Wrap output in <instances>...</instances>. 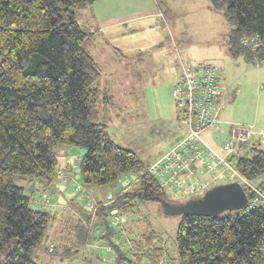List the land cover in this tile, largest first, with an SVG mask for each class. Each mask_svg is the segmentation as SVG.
Segmentation results:
<instances>
[{"label": "trees", "instance_id": "16d2710c", "mask_svg": "<svg viewBox=\"0 0 264 264\" xmlns=\"http://www.w3.org/2000/svg\"><path fill=\"white\" fill-rule=\"evenodd\" d=\"M95 1L0 0V251L15 240L0 264H36L32 251L56 216L44 208L32 211L31 195L24 194L31 183L33 192L36 185L58 192L53 187L61 177L56 174L58 152L69 147L86 151L76 167L84 188L107 186L114 191L88 217L79 215L76 229L82 230V238L90 242L101 232L100 239L113 247L116 264H160L165 255L147 221L136 237L126 232L132 238L128 248L132 259L123 245L110 242L115 237L117 243L125 240L109 218L118 221L129 213L136 223L141 220L140 201L159 203L167 197L147 172L150 165L117 145L105 123L98 122L101 94L94 84L102 71L84 47L91 33L77 21ZM208 2L229 26L230 52L243 53L248 61L253 57L264 61V50L250 51L238 43L253 36L264 40V0ZM249 146L230 162L241 178L264 191V181L259 182L264 177V143ZM71 173L75 178L77 174ZM131 175L136 180L115 193L119 180ZM244 191L249 197L247 188ZM175 248L173 264H264V210L244 208L213 217L183 214ZM73 254L67 252L68 257Z\"/></svg>", "mask_w": 264, "mask_h": 264}, {"label": "rangeland", "instance_id": "374dc122", "mask_svg": "<svg viewBox=\"0 0 264 264\" xmlns=\"http://www.w3.org/2000/svg\"><path fill=\"white\" fill-rule=\"evenodd\" d=\"M155 1L159 16L149 19L150 25L153 22L152 27L143 28V33L136 36L142 37L141 44L144 47L137 54L129 52L124 58L115 54L114 59L98 60L94 56L95 51L84 46L101 63L102 74L94 84L101 94L97 105L98 122L105 123L109 136L117 145L135 153L145 165H151L175 146L186 132L181 120L176 117L171 97L175 77L184 67L210 64L218 69L221 88L219 100L223 109L219 130H211V135L203 133V140L217 155L223 157L221 145L226 141L229 126L235 123L252 126L254 137L249 147L252 142L256 145L260 142L258 132H264V61L256 57L248 61L243 53L230 52L229 26L221 12L211 10L208 0ZM79 151L69 147L58 152L57 177L61 172L66 173L55 179L56 185L65 186L67 194H74V199L83 202L89 200L94 207L99 202L106 204L109 194L114 193L111 187H97L89 192L92 189L84 188L79 180L72 177L67 167L68 160L73 157L77 165L81 158ZM223 176L222 179L207 176L199 178L195 196H202L207 188L221 180L226 181L227 175ZM261 181H264V177ZM20 185L27 188V182ZM36 188L37 191L26 193L31 195V205L44 208L56 216V220L51 221L46 229L42 241L32 251V259L36 264H91V261L93 264H116L115 254L107 250L106 241L96 240L94 243L99 258L90 253L87 247H91V241L87 239L89 243L86 245L82 230L76 229L79 215L82 214L79 206L72 201L66 204L61 202L60 205V192L53 189L43 191L39 185ZM165 191L169 202L183 203L186 200L177 198L169 189L165 188ZM139 203L141 220L132 223L131 215L123 213L121 223L118 220L112 225L117 233L120 232L121 240L126 241L120 240L126 256L131 258L128 248L132 246V238L126 232L130 231L136 237L143 231L144 222L147 221L165 253L160 264H173L176 258L175 237L181 215H165L156 201ZM93 222L96 220L93 219ZM122 227L125 228L120 230ZM100 236L101 233L93 234L96 239H100ZM115 238L110 241L112 246L117 244ZM14 244L15 240L12 239L9 246L0 251L1 262H4ZM69 251H74L71 257L67 255Z\"/></svg>", "mask_w": 264, "mask_h": 264}, {"label": "built area", "instance_id": "2783aa9c", "mask_svg": "<svg viewBox=\"0 0 264 264\" xmlns=\"http://www.w3.org/2000/svg\"><path fill=\"white\" fill-rule=\"evenodd\" d=\"M238 43L250 51L264 50V40L258 36L240 38ZM220 90L218 69L213 65L197 64L182 69L174 83L171 97L177 118L186 132L175 146L147 168V172L157 179L161 188L169 189L181 199L198 193L195 186L199 178L207 176L222 179L226 174V181L221 180L218 184L239 183L249 193L245 209L264 210V191L241 178L230 162L232 157L242 156L248 149L254 137L252 126L235 123L229 126L226 141L221 145L223 157L217 155L202 138L204 132L218 130L221 124L223 108L219 100ZM257 138L264 142V132H258ZM109 222L113 225L117 221L111 218ZM107 250L112 249L108 247Z\"/></svg>", "mask_w": 264, "mask_h": 264}, {"label": "crops", "instance_id": "0c3cea01", "mask_svg": "<svg viewBox=\"0 0 264 264\" xmlns=\"http://www.w3.org/2000/svg\"><path fill=\"white\" fill-rule=\"evenodd\" d=\"M158 12L159 9L155 0H96L77 16V21L91 33L87 47L90 51H95L96 59H114L115 54L117 56L121 54L120 57L124 58L126 54H130L129 52L137 54L143 50L142 37L136 36L143 33V28L152 27L153 22L150 25L149 19L159 16ZM97 64L101 68L99 61ZM178 76L175 77V81ZM204 133L211 135V132ZM71 159L73 157L69 158V167H67L71 170L70 172H75L77 165L72 163ZM60 197L58 198L59 203L62 202ZM114 233L116 234V231ZM88 243L86 241L85 244L88 245ZM91 243V247L88 245L90 253L98 255L99 258L100 255L95 251L94 243L96 241L92 240ZM91 264H93L92 261Z\"/></svg>", "mask_w": 264, "mask_h": 264}, {"label": "water", "instance_id": "95a60500", "mask_svg": "<svg viewBox=\"0 0 264 264\" xmlns=\"http://www.w3.org/2000/svg\"><path fill=\"white\" fill-rule=\"evenodd\" d=\"M80 155L83 156L86 151L80 150ZM76 179H79V169L75 170ZM136 180V177L131 175L129 178L119 180V186L116 188L115 193H120L122 188H126L130 181ZM62 194L60 199L63 204L67 202H73V204L83 207L86 213L91 210L89 206H83L81 199L75 200L74 194H67L65 186L55 185L53 186ZM34 183H31L28 188L29 191H33ZM93 192V190H89ZM25 198H29L28 194H24ZM112 198V194H109L107 200ZM247 195L242 186L237 182H230L226 184H219L206 190L202 196L193 197L183 203H172L163 199L159 200L162 211L165 215H183V214H195L197 216L213 217L221 215L225 212L241 211L246 207ZM61 204V203H60ZM37 212V208L31 209Z\"/></svg>", "mask_w": 264, "mask_h": 264}, {"label": "flooded vegetation", "instance_id": "af4514ba", "mask_svg": "<svg viewBox=\"0 0 264 264\" xmlns=\"http://www.w3.org/2000/svg\"><path fill=\"white\" fill-rule=\"evenodd\" d=\"M83 206H88L87 202H83ZM80 208L82 210V214L85 215L86 213H85V210L83 209V207H80Z\"/></svg>", "mask_w": 264, "mask_h": 264}]
</instances>
